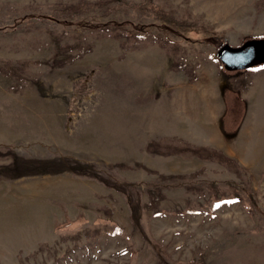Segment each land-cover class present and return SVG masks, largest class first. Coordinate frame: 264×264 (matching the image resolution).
Returning <instances> with one entry per match:
<instances>
[{"label": "rangeland", "instance_id": "rangeland-1", "mask_svg": "<svg viewBox=\"0 0 264 264\" xmlns=\"http://www.w3.org/2000/svg\"><path fill=\"white\" fill-rule=\"evenodd\" d=\"M252 39L264 0H0V264H264V65L217 58ZM207 72L231 158L154 140Z\"/></svg>", "mask_w": 264, "mask_h": 264}, {"label": "crops", "instance_id": "crops-1", "mask_svg": "<svg viewBox=\"0 0 264 264\" xmlns=\"http://www.w3.org/2000/svg\"><path fill=\"white\" fill-rule=\"evenodd\" d=\"M183 79L160 92V106H167V116L158 117L160 121L157 130L158 137L154 140L189 142L196 145L202 143L227 151L226 147L231 141L227 134H231L232 130L223 127V117L227 110L223 92L224 79L219 78L214 72L201 74L195 83ZM262 86L263 83L253 80L250 92L255 93L261 90ZM252 96H245L251 104L254 102L253 99H249ZM249 112L243 118L245 127H253L251 123L253 114ZM238 132L239 130L236 129L235 133ZM234 152L233 147L232 153L231 150L226 153L231 158L235 155ZM183 172L185 171L175 169L169 171V173Z\"/></svg>", "mask_w": 264, "mask_h": 264}, {"label": "water", "instance_id": "water-1", "mask_svg": "<svg viewBox=\"0 0 264 264\" xmlns=\"http://www.w3.org/2000/svg\"><path fill=\"white\" fill-rule=\"evenodd\" d=\"M217 58L227 71L247 70L264 65V39H252L239 47L224 44Z\"/></svg>", "mask_w": 264, "mask_h": 264}]
</instances>
